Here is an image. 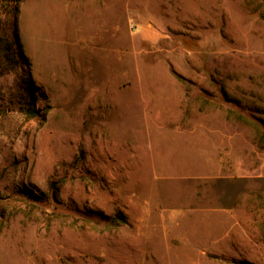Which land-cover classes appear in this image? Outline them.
Returning a JSON list of instances; mask_svg holds the SVG:
<instances>
[{"label":"rangeland","instance_id":"obj_1","mask_svg":"<svg viewBox=\"0 0 264 264\" xmlns=\"http://www.w3.org/2000/svg\"><path fill=\"white\" fill-rule=\"evenodd\" d=\"M0 264H264V0H0Z\"/></svg>","mask_w":264,"mask_h":264},{"label":"crops","instance_id":"obj_2","mask_svg":"<svg viewBox=\"0 0 264 264\" xmlns=\"http://www.w3.org/2000/svg\"><path fill=\"white\" fill-rule=\"evenodd\" d=\"M157 139L158 138H155L149 142L150 165L154 171L169 172L173 170L172 166H175V169L186 171L190 175V170L193 169L192 167L197 163V161H202L201 155L198 156L194 154V151L190 150V143L186 145V148L183 147L178 153L179 155L177 159H174L170 153L160 149L159 143L156 142ZM178 212L180 215L185 214L187 216L189 221L188 226L190 229V200L188 201V205L184 209H179ZM188 242L190 243L189 239Z\"/></svg>","mask_w":264,"mask_h":264}]
</instances>
